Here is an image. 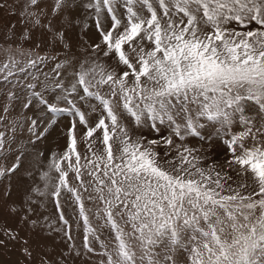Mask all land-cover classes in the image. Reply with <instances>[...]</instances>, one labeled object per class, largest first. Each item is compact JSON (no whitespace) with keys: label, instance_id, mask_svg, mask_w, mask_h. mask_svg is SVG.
<instances>
[{"label":"snow or ice","instance_id":"1","mask_svg":"<svg viewBox=\"0 0 264 264\" xmlns=\"http://www.w3.org/2000/svg\"><path fill=\"white\" fill-rule=\"evenodd\" d=\"M75 3L55 0L53 11ZM29 4L37 6L38 0H25V9ZM123 4L126 16L121 19L114 0H103L112 24L105 31L97 20L101 44L93 46L94 53L113 59L123 70H110L99 57L87 67L82 64L74 73L75 83L57 97L70 108L49 103L40 94L48 112L71 111L86 128L87 154L77 150L73 123L67 150L53 159L58 183L51 195L59 207L62 190L71 193L85 226L84 248L92 252L89 235L94 236L95 229L79 191L91 188L88 198L102 202L98 214L103 213L114 233L111 251L101 244L106 264H177L179 250L187 253V264H264V0ZM94 7L99 15L100 0ZM25 14L32 15L22 17ZM104 87L108 92L102 94ZM72 94L97 102L102 115L94 126L69 99ZM122 116L137 130L149 127L159 133L167 126L170 135L145 143L144 137H133ZM209 122L220 125L229 137L223 140L230 156L228 170L250 178L251 184L245 180L233 187L227 171L217 170L216 164L201 167L197 150L175 144L173 137H198ZM36 124L33 120L29 130ZM236 125L242 130L233 132ZM98 131L101 137H96ZM3 136L0 132V147ZM97 143L100 147L93 150ZM174 145L176 156L167 159ZM160 148L165 149L163 155ZM20 159L6 171H15ZM4 171L0 169V175ZM70 173L78 187L71 185ZM85 175L90 177L87 183Z\"/></svg>","mask_w":264,"mask_h":264},{"label":"rangeland","instance_id":"2","mask_svg":"<svg viewBox=\"0 0 264 264\" xmlns=\"http://www.w3.org/2000/svg\"><path fill=\"white\" fill-rule=\"evenodd\" d=\"M100 2L98 15L94 7L96 0H76L72 7L57 11H53L55 0H38L37 6L29 4L26 9L23 6L25 0H0V68H3L0 70V132L4 133L0 169L5 170L0 175V264H101V261L106 264L107 257L101 255L105 250L101 244L107 245L110 251L115 247L114 233L105 223L103 213L98 214V209L103 208L102 202L88 198L91 188L79 191L95 229V235L90 234L89 237L92 252L84 248V222L77 212L74 198L66 190L61 192L60 203L67 224L60 219L51 195L58 183V173L51 164L54 158L58 159L67 150L72 122L76 125L77 150L82 155L87 154L84 140L86 128L71 111L53 114L40 103V94H43L49 103L70 108L71 105L57 97L75 83L74 73L80 70L81 65L87 67L97 57L110 70H123V66L116 68L113 59L104 58L101 52L94 53L93 46L101 44L97 20L105 31L112 24L103 0ZM113 6L118 18L123 19L122 13H126L123 0H114ZM27 12L32 15L22 17L21 13ZM49 23L51 26L45 27ZM13 60L14 65L11 64ZM58 64L62 65L60 69H57ZM57 71L62 75L57 76ZM57 84L62 87L57 88ZM100 91L107 93L108 88H101ZM69 99L75 100L89 125L94 126L98 121L97 111H101L97 102L81 101L75 94ZM25 104L29 107L25 108ZM93 105H96L95 111ZM33 120L37 124L30 131ZM121 121L128 126L134 138L144 137L145 143L159 139L161 135H170L167 126H162L157 133L149 127L137 130L134 122L125 116L121 117ZM201 123L204 121L201 120ZM215 125L206 124L200 129V136H188L184 141L173 137L175 144H186L197 150L202 157L201 167L216 164L217 170L227 171L237 182L229 181L233 187L245 180L251 184L250 178L237 176L235 171L226 167L225 162L230 156L223 140L229 137L225 135V129L216 125L218 136H223L219 139L213 133ZM235 128L238 129L233 132L242 130L239 125ZM40 133L44 134L41 136ZM95 135L101 137L99 131ZM209 136L211 139H206ZM98 147L97 143L94 149ZM164 150L158 149L161 155ZM175 156L174 145L167 159ZM17 157L21 158L19 167L7 172L17 163ZM45 173L47 179L44 178ZM89 179L84 176L86 183ZM70 183L73 187L79 185L72 173ZM249 191L251 188L243 190V194ZM122 226L126 231L131 230L130 225ZM176 256L177 264H187V253L179 250Z\"/></svg>","mask_w":264,"mask_h":264}]
</instances>
